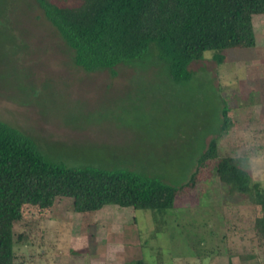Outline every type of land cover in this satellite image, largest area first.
<instances>
[{
    "label": "rangeland",
    "instance_id": "374dc122",
    "mask_svg": "<svg viewBox=\"0 0 264 264\" xmlns=\"http://www.w3.org/2000/svg\"><path fill=\"white\" fill-rule=\"evenodd\" d=\"M254 27L256 47L228 50L223 65L206 52L190 66L193 78L177 83L151 58L119 66L117 76L85 72L34 0H0V120L53 161L182 185L228 117L221 156L239 159L264 188V15ZM217 164L198 170V184L183 189L158 233L152 211L110 205L79 214L71 198L26 206L19 262L264 264V207L231 194Z\"/></svg>",
    "mask_w": 264,
    "mask_h": 264
},
{
    "label": "trees",
    "instance_id": "16d2710c",
    "mask_svg": "<svg viewBox=\"0 0 264 264\" xmlns=\"http://www.w3.org/2000/svg\"><path fill=\"white\" fill-rule=\"evenodd\" d=\"M44 17L72 51L74 64L88 73L118 75L121 65L153 59L165 66L177 83L190 81V66L213 52L219 65L227 51L254 48V18L264 15V0H34ZM62 1V2H60ZM212 139L198 158L195 171L182 185L161 177L93 165L70 167L49 159L34 138L0 120V264H22L16 247L25 235L16 234L23 209H50L58 198L73 199L76 213L115 205L152 211L162 232L168 211L175 209L185 187H194L198 170L217 160V174L231 194L253 197L264 207V188L252 180L239 159L221 156ZM191 189V190H192ZM264 238V218L257 221ZM132 264H148L138 260Z\"/></svg>",
    "mask_w": 264,
    "mask_h": 264
}]
</instances>
